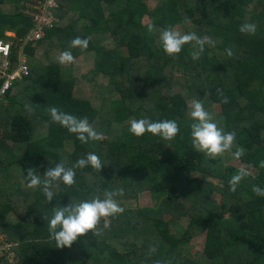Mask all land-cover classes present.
<instances>
[{"label": "trees", "instance_id": "obj_1", "mask_svg": "<svg viewBox=\"0 0 264 264\" xmlns=\"http://www.w3.org/2000/svg\"><path fill=\"white\" fill-rule=\"evenodd\" d=\"M25 1L0 0V39L13 42L14 59L16 42L33 24ZM149 1L57 0L45 36L25 46L29 73L0 100V234L16 243L19 256L2 264H264V197L252 191L264 188V0H156L153 8ZM244 23H254L255 32L241 33ZM165 28L213 43L197 60L194 42L168 56L159 43ZM77 36L88 46L71 48L73 60L92 51L90 82L100 81L87 97L76 93L79 80L70 63L55 59L54 51ZM179 76L185 88L175 91ZM196 99L219 127L235 132L243 152L236 159L253 170H245L234 191L229 180L241 169L226 166L224 156L235 149L210 158L191 147L189 113ZM52 106L86 117L101 139L81 143L51 121ZM145 116L175 120L177 135L168 141L132 135L129 122ZM89 152L104 165L73 168V184L57 180L52 201L27 186L25 169L44 178L56 163L73 167ZM113 187L123 189L113 197L123 212L101 217L70 246L57 248L44 219L51 208L102 198ZM142 191L153 204L133 206ZM10 212L19 217L15 224L4 222ZM203 232V250L187 255V243Z\"/></svg>", "mask_w": 264, "mask_h": 264}, {"label": "clouds", "instance_id": "obj_2", "mask_svg": "<svg viewBox=\"0 0 264 264\" xmlns=\"http://www.w3.org/2000/svg\"><path fill=\"white\" fill-rule=\"evenodd\" d=\"M147 30L152 31L151 25L148 26ZM255 30L256 25L254 23H244L239 26L241 33L252 34ZM189 42H194V51L191 53L193 60L199 58L204 51L205 44L213 43V41L202 38L194 32L181 34L171 28H165L159 33L161 50L168 56L178 54L182 46ZM87 46L88 39L86 37H74L69 42L68 48L61 51L55 59L60 64L71 63L73 56L70 49L76 47L83 49ZM225 51L231 56V49L226 48ZM223 102H226V99ZM190 108L191 123L188 135L193 150L210 158L226 151H232V149H235L232 151V156L235 158H239L243 154L242 149L234 144L235 132L225 131L219 127L217 121L212 118L198 99L193 100ZM48 113L52 122L58 123L69 133H74L76 139L81 143L101 139L102 134L88 123L86 117H77L71 113L60 111L55 106L49 107ZM128 131L137 137L147 132L161 140L168 141L177 135L179 128L173 119L153 120L145 116L131 120ZM102 165L104 163L100 157L94 152H89L76 159L73 167H65L61 162L56 163L54 167L45 171L44 178L34 168H27L25 169V181L30 188L39 187L45 200L49 202L56 195L54 188L57 180L65 186L73 184L75 175L73 168L91 167L94 170H99ZM246 175L248 173L241 169L235 176L231 177L229 190L234 191L236 183ZM252 191L257 196L264 197V188L254 185ZM122 193V188L113 187L111 190L105 191L102 198L94 196L91 199H81L78 202L52 207L50 215L44 216V219H47V231L50 238L55 242V246L57 248L70 246L78 236L94 229L101 217L115 216L123 212V208L113 199L114 196Z\"/></svg>", "mask_w": 264, "mask_h": 264}, {"label": "built area", "instance_id": "obj_3", "mask_svg": "<svg viewBox=\"0 0 264 264\" xmlns=\"http://www.w3.org/2000/svg\"><path fill=\"white\" fill-rule=\"evenodd\" d=\"M56 5L57 0H26L24 2V11L31 17L33 24L26 36L16 42V59L13 56V42L0 39V80L3 81L0 87V100L16 80L28 75L29 65L25 46L36 45L45 36L46 27L51 26L54 21L51 8ZM15 245V242L6 241L5 235L0 234V264L6 258L12 263L19 259Z\"/></svg>", "mask_w": 264, "mask_h": 264}, {"label": "rangeland", "instance_id": "obj_4", "mask_svg": "<svg viewBox=\"0 0 264 264\" xmlns=\"http://www.w3.org/2000/svg\"><path fill=\"white\" fill-rule=\"evenodd\" d=\"M156 4V0H150L148 2V5L150 8H153ZM150 21L148 16H145L143 18L144 23H148ZM6 35L14 36L13 32H6ZM56 55H59L60 52L58 50L54 51ZM66 65L68 63H65ZM71 65V70L73 74L78 78L79 83L77 85V91L76 93L79 94L82 97H87L91 93H93L95 90L99 88V78L98 82H90V78L92 77V74L90 73L91 70L94 67V54L93 52H87L84 55L76 58L73 60ZM172 87L175 91H182L185 88L184 79L182 77H177V79L173 82ZM100 89V88H99ZM96 103V102H95ZM215 109L218 111L219 106L215 105ZM39 130V133L43 132L42 126H39L37 128ZM224 162L226 166H235L240 169L253 171L251 168H248L243 162L239 161L238 159L234 158L230 152H227V155L224 156ZM16 169L13 167V173L16 174ZM210 181H217L213 177H209ZM119 184V183H118ZM214 197L217 200L221 199V196L219 194H215ZM133 206H146L153 204V200L151 195L148 193V191H142L139 193L137 200L132 201L131 203ZM205 244V232L193 237L186 245L185 252L189 256H193L195 252H201L203 250Z\"/></svg>", "mask_w": 264, "mask_h": 264}, {"label": "crops", "instance_id": "obj_5", "mask_svg": "<svg viewBox=\"0 0 264 264\" xmlns=\"http://www.w3.org/2000/svg\"><path fill=\"white\" fill-rule=\"evenodd\" d=\"M3 177L2 175L0 176V180H2ZM19 221V217L14 213V212H10L6 218H5V223H8V224H15L16 222ZM3 234V233H1Z\"/></svg>", "mask_w": 264, "mask_h": 264}]
</instances>
